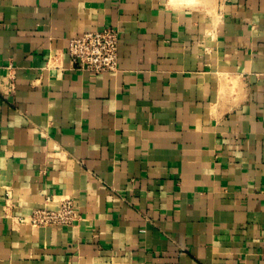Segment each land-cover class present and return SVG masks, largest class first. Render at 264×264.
<instances>
[{
	"label": "crops",
	"instance_id": "0c3cea01",
	"mask_svg": "<svg viewBox=\"0 0 264 264\" xmlns=\"http://www.w3.org/2000/svg\"><path fill=\"white\" fill-rule=\"evenodd\" d=\"M213 1L0 0V264H264V0Z\"/></svg>",
	"mask_w": 264,
	"mask_h": 264
},
{
	"label": "built area",
	"instance_id": "2783aa9c",
	"mask_svg": "<svg viewBox=\"0 0 264 264\" xmlns=\"http://www.w3.org/2000/svg\"><path fill=\"white\" fill-rule=\"evenodd\" d=\"M119 30L108 26L100 30H85L69 38L68 54L73 65L82 70L95 73L114 71L119 62ZM6 75L10 86L15 87V67L12 63L6 66ZM80 214L74 200L67 197L54 205L53 198L48 196L46 204L32 210L27 216L19 217V222L30 226L74 225Z\"/></svg>",
	"mask_w": 264,
	"mask_h": 264
},
{
	"label": "rangeland",
	"instance_id": "374dc122",
	"mask_svg": "<svg viewBox=\"0 0 264 264\" xmlns=\"http://www.w3.org/2000/svg\"><path fill=\"white\" fill-rule=\"evenodd\" d=\"M173 1H175V0H173ZM208 3L209 4H214V1L213 0H208Z\"/></svg>",
	"mask_w": 264,
	"mask_h": 264
},
{
	"label": "bare ground",
	"instance_id": "6f19581e",
	"mask_svg": "<svg viewBox=\"0 0 264 264\" xmlns=\"http://www.w3.org/2000/svg\"><path fill=\"white\" fill-rule=\"evenodd\" d=\"M189 1V0H188ZM194 1V0H193ZM190 2H192V1H190Z\"/></svg>",
	"mask_w": 264,
	"mask_h": 264
}]
</instances>
